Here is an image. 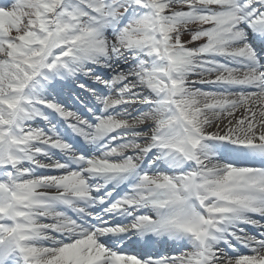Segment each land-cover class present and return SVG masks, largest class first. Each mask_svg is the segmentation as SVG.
<instances>
[{"label": "snow or ice", "instance_id": "6c2138e0", "mask_svg": "<svg viewBox=\"0 0 264 264\" xmlns=\"http://www.w3.org/2000/svg\"><path fill=\"white\" fill-rule=\"evenodd\" d=\"M0 264H264V0H0Z\"/></svg>", "mask_w": 264, "mask_h": 264}, {"label": "rangeland", "instance_id": "374dc122", "mask_svg": "<svg viewBox=\"0 0 264 264\" xmlns=\"http://www.w3.org/2000/svg\"><path fill=\"white\" fill-rule=\"evenodd\" d=\"M183 39H185V40L189 39L188 35H185V36L183 37Z\"/></svg>", "mask_w": 264, "mask_h": 264}, {"label": "bare ground", "instance_id": "6f19581e", "mask_svg": "<svg viewBox=\"0 0 264 264\" xmlns=\"http://www.w3.org/2000/svg\"><path fill=\"white\" fill-rule=\"evenodd\" d=\"M155 248H159V247L155 246ZM163 254H164V252H163Z\"/></svg>", "mask_w": 264, "mask_h": 264}]
</instances>
